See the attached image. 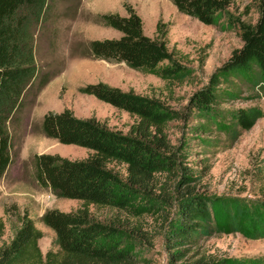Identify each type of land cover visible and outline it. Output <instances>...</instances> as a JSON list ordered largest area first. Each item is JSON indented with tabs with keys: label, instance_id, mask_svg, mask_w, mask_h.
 I'll return each mask as SVG.
<instances>
[{
	"label": "rangeland",
	"instance_id": "obj_1",
	"mask_svg": "<svg viewBox=\"0 0 264 264\" xmlns=\"http://www.w3.org/2000/svg\"><path fill=\"white\" fill-rule=\"evenodd\" d=\"M118 1L116 10L107 12L126 15L124 3L131 5L142 20L143 33L150 37H155L159 25L171 58L183 72L165 81L124 63L87 56L90 40L120 36L99 23L96 15L107 12L91 10V0H42L26 9L24 29L32 37L36 72L21 104L5 108L13 161L0 177V218L5 224L0 243L10 242L26 214L42 232L43 255L57 250L54 232L40 217L51 208L75 210L81 201L58 197L39 186L32 159L36 153L83 159L90 150L46 137L41 120L49 111L68 108L78 117H94L128 133L134 117L79 91L86 84L104 82L122 91L156 96L176 116L159 135L160 147L153 146L162 159L161 171L152 179L129 187L125 165L108 164L123 184L119 189L127 194L129 211L90 205L92 215L105 222L122 221V246L134 254L137 264H195L200 259L231 257L264 264V93L259 79L222 69L232 51L242 46L240 24L258 18L255 0H230L216 25L179 12L171 0ZM212 76L217 96L203 115L191 99L210 86ZM240 108L257 114L248 130L234 122L233 113ZM187 187L193 196L209 201L208 218L190 240H182L177 234L179 198Z\"/></svg>",
	"mask_w": 264,
	"mask_h": 264
},
{
	"label": "trees",
	"instance_id": "obj_2",
	"mask_svg": "<svg viewBox=\"0 0 264 264\" xmlns=\"http://www.w3.org/2000/svg\"><path fill=\"white\" fill-rule=\"evenodd\" d=\"M42 0H0V177L13 161L12 137L7 128L5 108L21 104L23 92L36 65L32 37L25 32V10L39 6ZM176 9L206 25H216L230 0H171ZM258 18L254 23H241L242 46L232 51L222 66L228 73L259 79L264 93V0H255ZM126 15L117 12L96 15L100 24L120 32L118 38L93 39L87 43L86 55L98 60L124 63L129 68L154 73L163 80L177 78L183 72L168 51L165 34L156 28L155 37L143 33V24L134 8L124 3ZM163 61L168 64L161 65ZM215 77L210 86L192 97L203 115L215 101ZM43 83V82H42ZM40 88V86H39ZM83 94L128 112L135 121L128 133L109 128L94 117H78L64 108L49 111L41 120L43 134L61 144H75L90 150L83 159L70 160L56 154L36 153L32 159L33 174L39 186L58 197L76 199L75 210L47 209L40 221L55 234L57 250L43 255L39 240L42 232L34 221L23 214L20 225L9 243H0V264H137L134 254L122 246L120 219L109 222L96 219L89 206L129 211V199L118 176L108 167L110 161L125 165L126 185L142 184L161 171L162 154L153 146L161 145L164 128L176 112L156 96L122 91L104 82L89 83L79 88ZM257 114L245 108L235 110L234 122L242 130L250 129ZM204 128V125H201ZM158 148V147H157ZM168 157V156H166ZM190 178V175H187ZM182 240L192 238L207 220L209 201L195 197L187 187L179 198ZM130 214V213H128ZM124 219V223H127ZM119 224V225H117ZM5 224L0 218V240ZM182 254L183 251H178ZM195 264H249L245 259H200ZM252 264V263H251Z\"/></svg>",
	"mask_w": 264,
	"mask_h": 264
},
{
	"label": "crops",
	"instance_id": "obj_3",
	"mask_svg": "<svg viewBox=\"0 0 264 264\" xmlns=\"http://www.w3.org/2000/svg\"><path fill=\"white\" fill-rule=\"evenodd\" d=\"M119 4V1H113V0H91V10L97 11V12H107V11H115ZM106 8L102 9V6H106ZM118 10V9H117Z\"/></svg>",
	"mask_w": 264,
	"mask_h": 264
}]
</instances>
